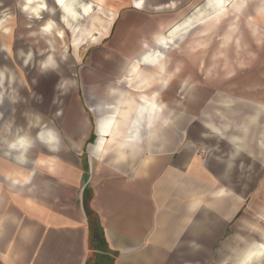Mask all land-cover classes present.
Here are the masks:
<instances>
[{
  "label": "crops",
  "instance_id": "obj_1",
  "mask_svg": "<svg viewBox=\"0 0 264 264\" xmlns=\"http://www.w3.org/2000/svg\"><path fill=\"white\" fill-rule=\"evenodd\" d=\"M69 1L76 9L77 26L85 15ZM89 1L94 6L100 3ZM196 1L102 0V4L116 11L117 18L121 7L163 16ZM52 2L56 10L59 0ZM27 14L33 20L41 18L40 11ZM59 16L72 37L75 27ZM171 21L152 37L164 38ZM257 21L264 24V17L257 16ZM48 31L59 36L58 30L53 35L54 26ZM37 34L52 42L41 28ZM142 48L139 57L127 60L117 80L120 85L106 86L107 102L95 107L94 144H86L89 120L83 117L70 131L68 124L61 129L72 145L57 141L51 149L44 143L51 157L36 153L33 174L19 169L11 174L0 161V171L8 173L0 177L2 262L264 264V101L223 98L219 101L226 102L225 107L216 110L223 118L215 116L221 117V124L210 120L208 127L200 122L187 129L186 108L172 109L169 103H179L182 95L171 98L163 91L170 75L163 55L167 47L160 50L162 55L152 52V57L142 55L150 54L153 46ZM155 85L156 90L148 92ZM127 95L135 97L142 109L131 116L124 135L111 139L120 102ZM192 98L196 102L201 96ZM85 145L81 161L70 150ZM206 145L211 152L205 158L197 151ZM92 228L101 231L97 242L91 240Z\"/></svg>",
  "mask_w": 264,
  "mask_h": 264
},
{
  "label": "rangeland",
  "instance_id": "obj_2",
  "mask_svg": "<svg viewBox=\"0 0 264 264\" xmlns=\"http://www.w3.org/2000/svg\"><path fill=\"white\" fill-rule=\"evenodd\" d=\"M37 1L42 4L34 5ZM85 2L90 3L73 0L81 12ZM257 2L224 0L218 4L214 0H198L177 13L163 16L121 7L108 34L82 45L76 57L70 32L58 21L61 8L51 7L52 0H0V155H4L0 156L1 163L7 164L11 174L18 169L20 173L33 174L36 153L51 157L45 144L51 149L59 141L72 145L61 129L68 124L70 131L76 120L83 117L89 120L86 144H94L98 136L95 107L107 102L106 86L120 85L117 80L127 60L139 57L142 45L146 44L153 48L143 57H152V52H158L157 56L162 47H167L163 55L170 75L163 91L171 98L182 95L179 103H169L172 109L186 108L187 129L200 122L208 127L206 122L210 120L221 124L222 113L216 110L225 107L226 102L219 101L223 98L246 96L264 101V24L257 21L264 0L259 5ZM33 10L40 11V19L33 20L27 14ZM53 12L55 21L50 17ZM168 20L173 21L169 23V32L164 33L166 36L152 37ZM53 26V35L57 30L59 33L55 38L48 31ZM40 28L53 37L52 42L37 34ZM156 88L157 85L148 92ZM194 94L201 96L200 101H193ZM204 148H198L197 154L204 153L206 158L211 149L208 145ZM86 150L85 145L70 151L82 161ZM6 174L5 170L0 171V177ZM0 264L7 263L0 260Z\"/></svg>",
  "mask_w": 264,
  "mask_h": 264
},
{
  "label": "bare ground",
  "instance_id": "obj_3",
  "mask_svg": "<svg viewBox=\"0 0 264 264\" xmlns=\"http://www.w3.org/2000/svg\"><path fill=\"white\" fill-rule=\"evenodd\" d=\"M67 1H69V0H59V7L61 8L60 14L68 25H70L71 27H75V30H74L72 37H71V45H72L73 52H74L73 54L76 57H78V53H79L80 47L82 45H84L85 43H87L89 41L96 42L97 39L102 38L104 35H106L108 33L110 25L113 23V21L116 17V11H114L113 9L105 7L102 4V0H99L100 3H98L96 5L95 9L92 6V4H89V5L88 4H81V9L85 15L86 20L76 26V20H74L76 18V9L73 7V5H72V3H70V1H69V4ZM223 1L224 0H214V2L218 3V4L222 3ZM263 10H264V7L261 6L257 12L258 17H264ZM94 32H96V33L93 34ZM97 35H99V36H97ZM151 106L156 107L157 104L153 103ZM141 109H142L141 103L135 97H133L132 95L125 96L122 99V101L120 102V107L118 108L119 119L115 121L114 127L110 130L111 136H112L111 139H114L115 135H117V136L124 135V128L129 126L130 121H131V116L136 111H139ZM119 124H122L123 128H119ZM20 147H22V146H20Z\"/></svg>",
  "mask_w": 264,
  "mask_h": 264
},
{
  "label": "trees",
  "instance_id": "obj_4",
  "mask_svg": "<svg viewBox=\"0 0 264 264\" xmlns=\"http://www.w3.org/2000/svg\"><path fill=\"white\" fill-rule=\"evenodd\" d=\"M91 240L94 242V241H98V240H100V238H101V231H100V229H98V228H92V230H91Z\"/></svg>",
  "mask_w": 264,
  "mask_h": 264
},
{
  "label": "clouds",
  "instance_id": "obj_5",
  "mask_svg": "<svg viewBox=\"0 0 264 264\" xmlns=\"http://www.w3.org/2000/svg\"><path fill=\"white\" fill-rule=\"evenodd\" d=\"M23 146V145H22Z\"/></svg>",
  "mask_w": 264,
  "mask_h": 264
}]
</instances>
